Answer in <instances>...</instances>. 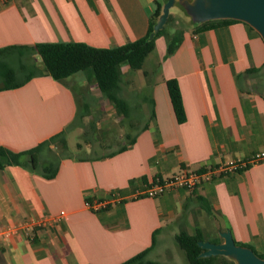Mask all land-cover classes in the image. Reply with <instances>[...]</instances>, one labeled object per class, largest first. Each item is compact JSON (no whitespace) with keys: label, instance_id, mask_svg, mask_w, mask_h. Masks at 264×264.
Masks as SVG:
<instances>
[{"label":"crops","instance_id":"1","mask_svg":"<svg viewBox=\"0 0 264 264\" xmlns=\"http://www.w3.org/2000/svg\"><path fill=\"white\" fill-rule=\"evenodd\" d=\"M156 1L0 0V47L122 46L147 35ZM181 31L171 55L165 56L174 32L156 39L152 52L159 54L153 64L146 65L151 52L141 69L122 66L124 77L138 76L135 95L143 116L126 150L68 153L53 178L18 164L0 168V228L35 221L29 233L16 229L0 240V264H121L150 247L156 231L148 257L164 264L175 257L166 246L156 248L170 238L177 241L181 230H201L205 239L221 242V231L229 229L236 242L264 258V160L193 189L132 197L157 177L248 159L264 150L262 35L239 19L200 31L192 23ZM170 78L179 81L187 115L183 123L170 98ZM87 84L74 75L57 80L44 74L1 89L0 146L19 152L62 131L69 146L68 128L86 104ZM98 198L113 201L98 211L86 205ZM61 211L66 216L50 220Z\"/></svg>","mask_w":264,"mask_h":264},{"label":"trees","instance_id":"2","mask_svg":"<svg viewBox=\"0 0 264 264\" xmlns=\"http://www.w3.org/2000/svg\"><path fill=\"white\" fill-rule=\"evenodd\" d=\"M156 5V9L150 19L147 35L122 46L102 48L91 46L84 42H39L35 45L14 44L0 47V78L3 81V84L0 85V90L22 86L32 78L44 74L50 75L57 80H64L78 72L85 71L87 72V78L97 84L101 93L114 104L116 109L129 117L132 113V106L129 102L130 100L124 95L126 87L122 66L128 64L132 69H141L146 57L155 48L156 39L170 33L165 25L155 33L153 38H150L151 33L154 32V25L163 12L164 3L157 0ZM170 16L171 13L168 20ZM237 20L234 18H222L202 23L193 21V24L195 25V30L200 31L208 29L219 22ZM250 27L252 28L251 25ZM181 40L182 31L174 32L171 40L168 41L165 56L175 52ZM35 55L40 56L42 66L36 62ZM166 82L176 117L180 123H183L186 121L187 115L179 81L176 78H170ZM79 115H77L76 120H78ZM56 138H61L64 147L68 148L65 131L53 135L33 148L19 152L0 146V168L18 164L31 170L41 169L47 178L55 177L62 156L53 160L44 154V150ZM134 140L135 138L132 137L131 141L122 144L109 154L126 150ZM40 156L44 159L43 162H41ZM156 237L157 231L153 235V243L150 247L121 264H161L159 261L148 257L156 244ZM176 238L181 248L185 251L189 264H234L233 261H228L225 255L200 257L203 248L199 245V240L205 239L201 230H197L194 234L181 230L176 235ZM211 240L220 241L219 239Z\"/></svg>","mask_w":264,"mask_h":264},{"label":"rangeland","instance_id":"3","mask_svg":"<svg viewBox=\"0 0 264 264\" xmlns=\"http://www.w3.org/2000/svg\"><path fill=\"white\" fill-rule=\"evenodd\" d=\"M166 1L160 0L164 4ZM170 13V19L166 23L168 32L181 31L193 23V18L187 11L184 1L176 0ZM158 54V49L152 52L146 65L153 64L157 60ZM34 57L36 62L42 66L40 56L35 55ZM74 77L88 81L84 88L88 93V96L86 94V104L82 103L78 120L68 128V148L64 147L61 138H56L44 150V154L53 160L71 152L78 156H92L109 152L127 142L136 133L143 121V116L138 109V96L135 95L138 86L137 75L127 73L124 77L126 87L124 95L130 100L132 106V113L129 117L120 113L114 104L100 92L98 86H94L95 83L87 78V72H78L74 74ZM2 84L3 81L0 78V85ZM76 89H78L77 85ZM128 132L130 133L129 138L126 137ZM165 246L168 247L170 254L175 257V261L164 264H189L185 251L178 241L170 238L165 245L157 246L156 251H160ZM226 259L235 264L234 259L228 256Z\"/></svg>","mask_w":264,"mask_h":264},{"label":"water","instance_id":"4","mask_svg":"<svg viewBox=\"0 0 264 264\" xmlns=\"http://www.w3.org/2000/svg\"><path fill=\"white\" fill-rule=\"evenodd\" d=\"M184 1L193 21L202 23L213 19L234 18L249 23L262 35L264 39V0H181ZM176 0H167L163 12L154 25L155 33L167 23L170 10ZM223 241L215 242L209 239L199 240L203 248L200 257L225 255L235 260V264H264V258L258 255L253 248L238 244L231 232L227 229L221 231Z\"/></svg>","mask_w":264,"mask_h":264},{"label":"built area","instance_id":"5","mask_svg":"<svg viewBox=\"0 0 264 264\" xmlns=\"http://www.w3.org/2000/svg\"><path fill=\"white\" fill-rule=\"evenodd\" d=\"M264 160V150L256 152L252 157L248 159H235L228 161L216 167L206 168L203 170H187L182 169L181 171L166 177H157L154 181L144 187H137L132 197H157L170 189L176 188H187L193 189L199 183L204 180H210L215 175L228 174L232 172H237L244 170L251 165L258 164ZM111 198H98V199H87L86 205L95 211L102 208L108 207L112 203ZM66 216L65 211H61L58 215L51 216V221H58L62 217ZM43 223V221H40ZM35 221L25 222L19 225L16 229H21L25 233H29L34 226ZM16 229L10 228H0V240H5L11 236V234L16 231Z\"/></svg>","mask_w":264,"mask_h":264}]
</instances>
